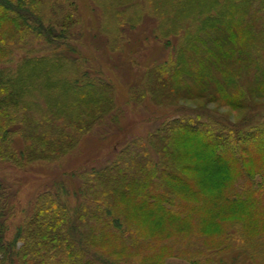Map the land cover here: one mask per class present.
I'll return each instance as SVG.
<instances>
[{
	"label": "rangeland",
	"instance_id": "rangeland-1",
	"mask_svg": "<svg viewBox=\"0 0 264 264\" xmlns=\"http://www.w3.org/2000/svg\"><path fill=\"white\" fill-rule=\"evenodd\" d=\"M23 1L38 23L22 24L16 12H8L19 27L10 29L11 24H1L0 74L14 79L24 60L45 58L43 65L50 75L42 72L31 77L23 102L14 108H23L27 115L34 111L33 119L48 132L55 128L62 135L72 131L68 121L90 127L76 130L71 146L69 139L58 138L59 146L50 148V158L25 163L0 157V180L14 206V215L8 222V240L14 238L16 227L25 217L32 214L36 196L42 190L59 186L55 183L66 187L67 194L62 192L61 196L72 214L79 203H85L87 209L95 208L94 191L86 190L81 195L79 190L93 185L102 172L114 175L115 170L124 169L127 176L135 177L141 171L155 169L158 173L177 166L184 177H195L201 183L207 202L221 195L223 184L234 172L220 164L215 172L209 165L211 152H204L199 146L202 138L183 133L171 139L169 133L166 135V123L186 116L195 119L194 113L187 111L200 110L203 120L212 115L229 123L247 121L242 128L245 130L264 124V82L258 83L264 74V0ZM212 19L229 21L237 33H217L208 25ZM160 31L169 37L162 38ZM233 48H237L242 64L237 88L245 104L239 108L221 99L208 100L216 94L182 69L196 58L198 49L202 61L195 69L200 71L197 79L201 81L206 62H225L226 54ZM62 56L66 60L53 66V60ZM70 83L77 86L69 88ZM85 83L94 84L95 88H78ZM203 92L205 97L189 98ZM68 105L82 108L75 112L74 119L66 112ZM84 111L101 117L88 125L91 119ZM77 113L84 114L76 118ZM25 142L31 146L36 143L29 136H16L13 145L20 150ZM37 146L45 151L47 145ZM177 147L182 152L179 164L174 155ZM84 171L87 173L82 174ZM122 176H109L107 183ZM233 180L236 182L237 173ZM255 181L261 179L255 177ZM245 184H238L239 191ZM171 187L173 191L168 186L162 189L170 191L169 197L165 195L169 201L175 198L176 204L180 203L181 215L187 211L188 219L182 226H169L166 217L157 216L153 208L136 214L126 206L121 210L124 213L120 228H107L113 244H106L97 236L105 232L98 229L102 225L85 217L93 236L87 239L92 249L87 255L90 264H100V259L114 264H164L167 258L178 256L190 264H264V241L260 242L258 232L236 215L238 212L228 216L233 218L225 228L220 222L204 223L199 217L189 216V207H181L182 203L192 205L197 196L188 187ZM113 202L109 193L104 203ZM164 204L170 206L167 201Z\"/></svg>",
	"mask_w": 264,
	"mask_h": 264
},
{
	"label": "trees",
	"instance_id": "trees-1",
	"mask_svg": "<svg viewBox=\"0 0 264 264\" xmlns=\"http://www.w3.org/2000/svg\"><path fill=\"white\" fill-rule=\"evenodd\" d=\"M15 1L16 3L13 0H0V28L1 24L4 26V22L5 24H11L10 29H13V26H18L15 19L8 12H16L23 20L22 24L28 25L29 21H34V24H37L38 19L32 14L33 11L26 6L25 1ZM199 1L204 2L207 0ZM208 25L217 33L227 30L237 33L236 27L227 20L212 19ZM41 26L43 27V25ZM162 31L167 33L165 30ZM165 33L161 32L162 35L160 36L168 38L169 36ZM59 36H64V34ZM223 39L220 35L219 40L222 41ZM228 52L225 62L214 63L212 60L206 62L207 66L203 69L199 78L201 81L197 79L200 76V71L196 72L195 69L196 64H201L198 61H202L198 49L195 50V54H198L196 58L191 63L186 62L182 69L184 73L190 75L194 80L196 79L203 88L216 94L217 97L209 96L208 100L217 101L221 99L227 105L239 108L245 104L242 93L239 92L241 90L237 88V80L240 77L242 64L236 55L237 48H233ZM63 59H65L63 56L58 57L56 60L52 59L55 61L53 66L61 63ZM44 60L45 58L24 60L17 77L14 79L3 78L0 74V157H9L25 163H31L38 158H50V148L59 146L60 141L58 138L69 139L68 146H71L75 139L74 133L76 130L90 127L83 124V122L75 124L68 121L66 124L72 126V131L64 132L62 135V133H57L55 128L48 132L43 124H39L33 119L34 111H32V115H27L22 112L23 108H14L23 102L22 95L28 86L27 81L31 77L36 78L42 72L50 75L46 66L43 65ZM213 70L216 71V74L213 73ZM261 82H264V74L258 81V83ZM84 85L95 88L94 84L88 83L82 84L78 88ZM76 86L70 83L69 88ZM203 94L206 93H199L197 96L191 95L189 98L205 97L206 95ZM91 100L95 104L98 103L95 98H91ZM66 108V112L71 114L73 119L75 118V112L79 109L82 110V108L76 106L69 108V105ZM93 110L97 109L94 108ZM199 111H187L188 114L194 113L195 119L186 116L167 122L166 135L169 133L171 139L183 133L202 138L203 143L199 140V146L202 147L204 152H211L212 159H210L209 164L211 168L215 169V172L219 171V167L216 165L220 164L225 169H229L232 174L234 172L229 177V181L223 184L224 187L220 196L207 202L205 193L200 189L201 183L195 177H184L181 169L177 166H173L172 169L165 168L158 173L155 169L149 172L141 171L135 177L127 176L128 171L122 168L123 171L115 170L114 175L123 174V180H120L122 177L120 179L114 178L109 183H107L106 178L114 175H106L102 172L94 180L93 185H85V190H79L81 195L86 194L88 192L86 190L94 191L92 195L95 197L93 202L95 208L90 207L87 209L85 203H79L77 210H74L75 213L72 214L61 196L62 192L67 194L66 187L62 183H55L59 186L54 185L55 188L52 190H42L36 196L32 214L25 217L23 223L16 227L14 238L8 240L6 238L9 230L8 222L14 215V206L9 203L5 183L0 180V264H90L87 255L92 249L87 239H92L93 236L92 233H89L85 217L89 216L90 219H94V223L97 221L101 224L102 226L98 229L105 232L97 236H101L104 243L113 244V240L109 238L107 228L114 230L120 228V216L124 213L121 210H124L123 207L126 206L129 207V212L132 211L136 214L142 212L141 209L153 208L157 216L166 217L169 226H182L186 224L185 221L188 219L187 211L184 214L185 216L181 215L180 203L176 204L175 198L174 200L170 199V201L167 199L171 194L170 191H173L172 184L177 187L176 189L188 187L189 192L197 196L192 205L188 203L181 204V207L182 205L185 207L184 210L189 207V216L199 217L204 223L213 221L218 224L220 222L225 228L226 223L233 218L228 216L238 212L239 214L236 215H241L240 218L245 220V223L248 222L255 232H258L257 236L260 242L264 241V124L245 130L242 128L247 125V121L242 122V124L229 123L212 115H207V118L203 120L201 119L202 113ZM89 112L91 111H84L85 115L91 119L88 125L92 120L97 121L101 117L99 114H88ZM84 113H77L76 118ZM16 136L24 138L29 136L36 142L32 143L35 146L33 147V145L31 146V144L25 142L20 150H16L13 145ZM50 141L51 143H49ZM37 145H42L44 148L47 145L45 151L48 153L45 154V151L40 150ZM174 155L178 158V163H176L179 164L182 152L179 151L178 147L175 148ZM86 173L84 171L82 174ZM236 173L237 180L234 182L233 176ZM255 177L261 179V181H255ZM243 181L246 184L239 191L238 184ZM194 182L195 186L190 185ZM165 186H168L170 191L162 189ZM59 190L61 191L59 192ZM153 190L154 193H152ZM109 193L114 198L113 204L104 203ZM165 201L170 206H166ZM202 210L203 212H201ZM90 230H93V228H90ZM224 233L225 230L222 234ZM102 262L100 259V264ZM103 263L114 264L110 260H105Z\"/></svg>",
	"mask_w": 264,
	"mask_h": 264
},
{
	"label": "crops",
	"instance_id": "crops-1",
	"mask_svg": "<svg viewBox=\"0 0 264 264\" xmlns=\"http://www.w3.org/2000/svg\"><path fill=\"white\" fill-rule=\"evenodd\" d=\"M165 264H190L186 260L179 257H169L165 260Z\"/></svg>",
	"mask_w": 264,
	"mask_h": 264
}]
</instances>
